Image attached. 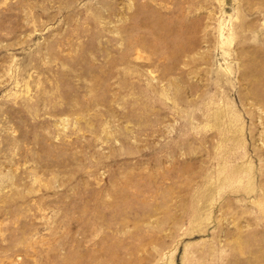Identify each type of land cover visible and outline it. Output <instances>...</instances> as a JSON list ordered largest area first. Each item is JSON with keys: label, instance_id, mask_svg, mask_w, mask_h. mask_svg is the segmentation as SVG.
Returning <instances> with one entry per match:
<instances>
[{"label": "rangeland", "instance_id": "rangeland-1", "mask_svg": "<svg viewBox=\"0 0 264 264\" xmlns=\"http://www.w3.org/2000/svg\"><path fill=\"white\" fill-rule=\"evenodd\" d=\"M0 264H264V0H0Z\"/></svg>", "mask_w": 264, "mask_h": 264}]
</instances>
